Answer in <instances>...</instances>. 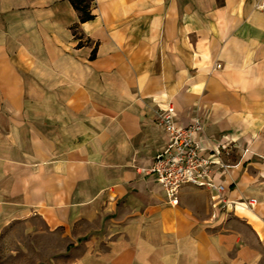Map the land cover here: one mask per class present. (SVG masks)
<instances>
[{
    "label": "crops",
    "instance_id": "0c3cea01",
    "mask_svg": "<svg viewBox=\"0 0 264 264\" xmlns=\"http://www.w3.org/2000/svg\"><path fill=\"white\" fill-rule=\"evenodd\" d=\"M262 4L94 0L80 23L66 0H0V234L41 223L64 245L54 264L259 261ZM167 104L180 126L203 121L204 156L225 146L229 168L214 171L226 209L190 186L169 206L144 173L166 143L153 110Z\"/></svg>",
    "mask_w": 264,
    "mask_h": 264
},
{
    "label": "built area",
    "instance_id": "2783aa9c",
    "mask_svg": "<svg viewBox=\"0 0 264 264\" xmlns=\"http://www.w3.org/2000/svg\"><path fill=\"white\" fill-rule=\"evenodd\" d=\"M264 13V4L258 7ZM153 122L166 135V143L153 158L152 165L143 170L154 176L162 189L166 203L177 205V193L185 186L207 190L213 193L221 208H227V200L222 197L224 186L215 180L214 167L223 172L229 166L219 158L225 154V146L219 145L213 155L204 156V151L196 141L195 135L203 131V121L194 117L186 126H180L175 119L172 104L157 107L153 110ZM221 150V151H220ZM225 151V152H224ZM252 207L254 202L246 203Z\"/></svg>",
    "mask_w": 264,
    "mask_h": 264
},
{
    "label": "rangeland",
    "instance_id": "374dc122",
    "mask_svg": "<svg viewBox=\"0 0 264 264\" xmlns=\"http://www.w3.org/2000/svg\"><path fill=\"white\" fill-rule=\"evenodd\" d=\"M246 249L252 254L250 244ZM63 251L58 234H48L39 222L35 227L15 226L0 234V264H54L65 260ZM259 255L255 264H264V253L259 251Z\"/></svg>",
    "mask_w": 264,
    "mask_h": 264
},
{
    "label": "trees",
    "instance_id": "16d2710c",
    "mask_svg": "<svg viewBox=\"0 0 264 264\" xmlns=\"http://www.w3.org/2000/svg\"><path fill=\"white\" fill-rule=\"evenodd\" d=\"M66 1L71 5L72 9L77 13L80 23H85L93 20L94 15L92 14L91 9L94 0H66ZM74 29H76V26L73 27V31ZM73 35L75 36V38L80 39V37L76 35V31H74ZM78 46L81 47L82 42H79ZM94 55H95V50L92 51L90 58L93 59Z\"/></svg>",
    "mask_w": 264,
    "mask_h": 264
}]
</instances>
